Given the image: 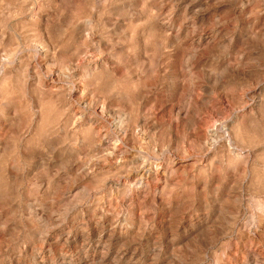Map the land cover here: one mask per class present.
Returning a JSON list of instances; mask_svg holds the SVG:
<instances>
[{"label": "rangeland", "instance_id": "1", "mask_svg": "<svg viewBox=\"0 0 264 264\" xmlns=\"http://www.w3.org/2000/svg\"><path fill=\"white\" fill-rule=\"evenodd\" d=\"M0 264H264V0H0Z\"/></svg>", "mask_w": 264, "mask_h": 264}, {"label": "bare ground", "instance_id": "2", "mask_svg": "<svg viewBox=\"0 0 264 264\" xmlns=\"http://www.w3.org/2000/svg\"><path fill=\"white\" fill-rule=\"evenodd\" d=\"M213 136V135H212Z\"/></svg>", "mask_w": 264, "mask_h": 264}]
</instances>
